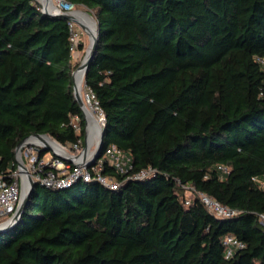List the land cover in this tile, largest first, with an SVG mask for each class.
Masks as SVG:
<instances>
[{
  "label": "trees",
  "instance_id": "obj_1",
  "mask_svg": "<svg viewBox=\"0 0 264 264\" xmlns=\"http://www.w3.org/2000/svg\"><path fill=\"white\" fill-rule=\"evenodd\" d=\"M65 1L99 28L84 87L104 113L101 152L153 171L126 180L104 162L112 190L36 182L0 264H264V0ZM68 28L34 0H0V175L28 136L84 145ZM184 186L238 213L186 204ZM226 235L244 244L229 258Z\"/></svg>",
  "mask_w": 264,
  "mask_h": 264
},
{
  "label": "built area",
  "instance_id": "obj_2",
  "mask_svg": "<svg viewBox=\"0 0 264 264\" xmlns=\"http://www.w3.org/2000/svg\"><path fill=\"white\" fill-rule=\"evenodd\" d=\"M34 1L41 4L42 0ZM50 5L53 10L58 12H72L76 10L74 5L65 0H50ZM68 27L70 50L74 54L79 45L78 42L80 41L82 30L73 21H68ZM83 93V102L85 101L90 105V107L88 105V109L92 111V118L97 128L96 139L90 138L88 126V129L85 130L83 143L84 145L86 144V151L82 158L67 162L57 157L53 158L50 154V160L45 162L42 156L46 152L44 153L45 149L42 142L35 136L28 137L19 152L18 158L27 169L31 179L42 186L56 189L67 188L79 180L97 182L110 190L117 189L120 186L119 182L115 181V178L112 176L104 175L102 172L104 162L113 167L118 173L125 174L126 180H136L146 177L153 170L149 169L148 171L129 174L132 168L131 159L125 152L118 149L116 145L106 146L92 165H86L94 156V149L99 142L100 131L104 127L105 118L94 94L90 90L85 89V87ZM71 123L73 127L77 126L76 119H73ZM88 123L90 124V120ZM92 146H94L93 149ZM82 147L83 145L80 146V144H72L69 145L70 151H67L65 147L60 145V149L68 152L71 156L77 154ZM221 170L223 172L226 171L225 168H221ZM24 182H26V177L18 167L9 176L0 175V223L9 220L14 215L18 208ZM184 190L189 193L185 199L186 204L190 202L189 196H196L205 208L217 218H230L238 213L204 193L195 192L193 188L184 186ZM222 244L226 248V258H229L235 250H241L244 246L241 241L231 235H226L222 240Z\"/></svg>",
  "mask_w": 264,
  "mask_h": 264
},
{
  "label": "water",
  "instance_id": "obj_3",
  "mask_svg": "<svg viewBox=\"0 0 264 264\" xmlns=\"http://www.w3.org/2000/svg\"><path fill=\"white\" fill-rule=\"evenodd\" d=\"M36 3L39 5L41 12L44 14H47L50 16L61 17V18H64L68 21L75 22L79 26V28L82 30V32L85 33L89 38V45L87 46V48L85 50L84 57L82 58L80 64L72 72L73 96L75 97V99L77 100V102L79 103V105L82 109L84 119H85V127H86L85 130H87L88 126H89V123H88L89 119H88L87 111H86V108L84 106V102L82 99L83 94L81 93V90H82V84H83V81L85 78V73L89 67L90 60H91V58H92V56L96 50V46H97V42H98V35H99L98 34V29H99L98 25H97L96 21L94 20V18H92V16L89 13H87L86 11L75 10L72 12H58V11H55L52 9V7L50 5V0H42L41 4L38 2H36ZM80 12H82V13H80ZM82 14L86 15L87 17H89L93 21V23H94L93 24L94 25L93 35H91L90 29H89L90 27H88V23L86 22L84 15H82ZM77 73H81V76L83 77V78H81V83L79 86H77L76 82H75V76ZM102 132H103V129H101V131H100L99 142H98L96 148L94 149V156L89 162L86 163L87 166L92 165L95 162V160L101 154V145H102V136H103ZM31 136H35L37 139H39L42 142L44 149L46 151L51 152L57 158H60V159L65 160L67 162L68 161L72 162L75 159L78 160V159L82 158V156L84 155V153L86 151V144H85V145H83V147L81 148V150L77 154L71 156V154H69L68 152H64L63 150L58 149V148L56 149L53 147V145L51 146L50 143H48L46 141V139L51 140L53 143L58 145V147L60 148V144L57 143L52 138L48 137L47 135L34 134ZM28 137H30V136H28ZM28 137L22 139L20 141V143H18L16 148H15V159H16L17 167H18V169L21 170V172L26 177L25 183L27 184V188L24 192L22 190V193L20 196V201L18 204V208L16 209L14 215L9 220L0 223V233H6V232L10 231L12 228H14L15 226H17L16 224L18 223L23 210H25L24 208H25L26 203L29 199V195H30V193H31V191L35 185V182L31 179L30 175L27 172V169L19 161V158H18L19 152H20L22 146L24 145V143L27 141Z\"/></svg>",
  "mask_w": 264,
  "mask_h": 264
},
{
  "label": "bare ground",
  "instance_id": "obj_4",
  "mask_svg": "<svg viewBox=\"0 0 264 264\" xmlns=\"http://www.w3.org/2000/svg\"><path fill=\"white\" fill-rule=\"evenodd\" d=\"M49 5V4H48ZM82 15H84V14H82ZM84 18H85V20H86V22L88 23V27H90L89 29H90V32H91V35H93V33H94V23H93V21L89 18V17H87L86 15H84ZM81 78H83L82 76H81V73H77L76 74V76H75V82H76V85L77 86H79L80 85V83H81ZM84 106H85V108H86V111H87V115H88V118H89V120H90V124H89V135H90V138L92 139V138H95L96 137V134H97V128H96V125H95V123H94V120H93V116H92V111H90L89 109H88V103L87 102H85L84 101ZM90 139V140H91ZM96 139V138H95ZM46 141L48 142V143H50V145L52 146L53 145V147L54 148H58V149H60L59 147H58V145H56L55 143H53L51 140H48V139H46ZM26 188H27V184L24 182V184H23V192L26 190Z\"/></svg>",
  "mask_w": 264,
  "mask_h": 264
},
{
  "label": "rangeland",
  "instance_id": "obj_5",
  "mask_svg": "<svg viewBox=\"0 0 264 264\" xmlns=\"http://www.w3.org/2000/svg\"><path fill=\"white\" fill-rule=\"evenodd\" d=\"M35 2V1H34ZM36 3V2H35ZM75 9L76 10H82V11H86L87 13H89L90 11H88L86 8H84V7H75ZM90 14V13H89ZM91 15V14H90ZM92 16V15H91ZM92 18H94L93 16H92ZM95 20V19H94ZM80 41H82L83 42V49H82V51H81V53L78 55L77 53L75 54L74 53V55H73V57H74V59H73V62H74V65H75V69H76V67L80 64V62H81V60H82V58L84 57V54H85V50H86V48H87V46L89 45V38H88V36L85 34V33H83L82 32V34H80ZM74 69V70H75ZM73 70V71H74ZM84 92V81H83V84H82V90H81V93L82 94H84L83 93ZM89 105V104H88ZM89 107H90V105H89ZM62 146V145H61ZM63 147H65V149L67 150V151H70V149H69V146H63ZM94 148V146H92V149ZM45 151L46 150H44V153H45ZM51 152H47L46 154H44L43 156H42V158H43V160L45 161V162H48L49 160H50V158H51ZM188 192H186V196H188Z\"/></svg>",
  "mask_w": 264,
  "mask_h": 264
},
{
  "label": "crops",
  "instance_id": "obj_6",
  "mask_svg": "<svg viewBox=\"0 0 264 264\" xmlns=\"http://www.w3.org/2000/svg\"><path fill=\"white\" fill-rule=\"evenodd\" d=\"M76 53L79 55V54L81 53V51H76L75 54H76ZM73 55H74V54H73ZM73 59H74V57H73Z\"/></svg>",
  "mask_w": 264,
  "mask_h": 264
}]
</instances>
